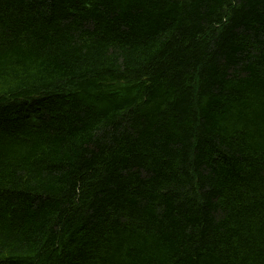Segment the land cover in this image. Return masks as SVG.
Listing matches in <instances>:
<instances>
[{
  "label": "trees",
  "instance_id": "obj_1",
  "mask_svg": "<svg viewBox=\"0 0 264 264\" xmlns=\"http://www.w3.org/2000/svg\"><path fill=\"white\" fill-rule=\"evenodd\" d=\"M0 264H264V0H0Z\"/></svg>",
  "mask_w": 264,
  "mask_h": 264
}]
</instances>
